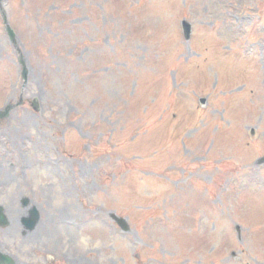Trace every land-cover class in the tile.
<instances>
[{"label":"rangeland","instance_id":"1","mask_svg":"<svg viewBox=\"0 0 264 264\" xmlns=\"http://www.w3.org/2000/svg\"><path fill=\"white\" fill-rule=\"evenodd\" d=\"M3 7L29 69L22 88L0 18V108L22 96L6 125L29 162L13 190L60 264H264V0Z\"/></svg>","mask_w":264,"mask_h":264},{"label":"flooded vegetation","instance_id":"2","mask_svg":"<svg viewBox=\"0 0 264 264\" xmlns=\"http://www.w3.org/2000/svg\"><path fill=\"white\" fill-rule=\"evenodd\" d=\"M24 140L25 136L15 127L12 130L10 125L0 122V264H60L55 229L44 223V214L36 204L24 200L21 189L13 190L29 169L23 151ZM15 161L17 173L13 176ZM33 209L38 217L30 228ZM48 222L57 227L54 216Z\"/></svg>","mask_w":264,"mask_h":264},{"label":"water","instance_id":"3","mask_svg":"<svg viewBox=\"0 0 264 264\" xmlns=\"http://www.w3.org/2000/svg\"><path fill=\"white\" fill-rule=\"evenodd\" d=\"M2 2H3V0H0V15L2 17L4 25L6 26V32H7L8 36H9L10 41L13 44H15V35L13 34L11 29L7 25V18H6L5 12H4L3 7H2ZM182 27H183L184 37L187 40L189 38V34H190V27H189V25L186 22L182 23ZM20 64L22 65V78H23V81L25 83L26 80H27L28 72H27V69L25 68V64H24L23 60H21V59H20ZM32 107L35 110L37 109V105L35 104V102L32 103ZM6 109L8 111L10 108L7 107ZM263 163H264V159L260 160V164H263ZM110 216H111L112 220L115 221L117 223V225L123 231H126V232L129 231V227H128V225L126 224V222L124 220L117 218L114 214H111Z\"/></svg>","mask_w":264,"mask_h":264}]
</instances>
